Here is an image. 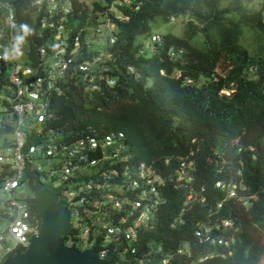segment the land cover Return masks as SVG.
Returning <instances> with one entry per match:
<instances>
[{
  "label": "trees",
  "instance_id": "trees-1",
  "mask_svg": "<svg viewBox=\"0 0 264 264\" xmlns=\"http://www.w3.org/2000/svg\"><path fill=\"white\" fill-rule=\"evenodd\" d=\"M112 1L104 0L102 5L93 0L89 11L82 1L69 0L71 9L63 20L68 27L95 33L100 23L95 10L107 8ZM250 2L131 0L116 4L110 12L117 25L111 33L115 37L110 41L111 34H106L103 48L109 56L94 63V83L86 89V81L74 72L49 102L50 124L66 137L121 130L132 156L153 162L164 177L161 191L166 201L161 204L160 229L165 231L186 192L185 187L174 185L172 177H177L182 160H191L193 184L203 187L204 200L189 206L184 229L189 231L201 215L202 220L210 215L212 220L227 218L232 224L218 228L227 245L198 242L175 264H260L263 256L254 232L264 233V5ZM45 7L36 12L29 0H15L17 29L27 26L24 45L33 61L36 46L49 47L53 34L49 28L40 29L36 21ZM118 11L122 18L116 16ZM171 15L180 19L179 32L156 30L161 40L146 41L154 32L152 23L157 19L172 22ZM101 52L92 44L77 60L92 59ZM237 169H241L239 175ZM216 180H237L244 188L238 196L253 193L256 197L246 206L232 196L219 207L217 202L226 191L215 185Z\"/></svg>",
  "mask_w": 264,
  "mask_h": 264
},
{
  "label": "built area",
  "instance_id": "built-area-1",
  "mask_svg": "<svg viewBox=\"0 0 264 264\" xmlns=\"http://www.w3.org/2000/svg\"><path fill=\"white\" fill-rule=\"evenodd\" d=\"M59 1L29 0L36 12L46 6L36 21L40 29L53 31L49 47L36 44L33 61L24 43L21 56L4 58L13 54L14 38L23 29H17L15 0H0V264L8 255L24 250L39 229L41 218L34 202L38 187L54 190L70 211V230L63 242L89 248L108 264H175L176 258L189 255L198 242L227 245L218 228L230 226V219L212 220L209 215L202 220L201 215L189 231L184 229L189 206L204 200L203 187L193 184L191 160H182L177 177H172L174 185L185 187L186 192L165 231L160 229L161 204L166 201L161 191L164 177L152 161L132 156L123 131L92 130L66 137L50 124L51 96L63 91L69 75L79 72L86 89L94 81L93 66L99 57L77 58L92 46L90 35L101 32V23L92 34L83 33L82 27H68L63 19L71 9L70 2ZM130 1L113 0L110 5L116 9V4ZM174 19L171 15L170 20ZM110 25L111 34L115 22ZM114 37L109 35V40ZM150 40H161L160 33L152 32ZM107 80L114 83L112 78ZM54 178L60 181L58 185L47 183ZM26 181L33 187L31 195L24 194ZM236 181H215L226 191L217 206L238 196ZM252 195H242L246 196V206L251 204ZM176 228L178 233L169 230Z\"/></svg>",
  "mask_w": 264,
  "mask_h": 264
},
{
  "label": "water",
  "instance_id": "water-1",
  "mask_svg": "<svg viewBox=\"0 0 264 264\" xmlns=\"http://www.w3.org/2000/svg\"><path fill=\"white\" fill-rule=\"evenodd\" d=\"M34 202L41 218L38 231L30 236L23 251L8 255L1 264H108L89 248L79 249L63 242L70 230V211L54 190L38 187Z\"/></svg>",
  "mask_w": 264,
  "mask_h": 264
},
{
  "label": "rangeland",
  "instance_id": "rangeland-1",
  "mask_svg": "<svg viewBox=\"0 0 264 264\" xmlns=\"http://www.w3.org/2000/svg\"><path fill=\"white\" fill-rule=\"evenodd\" d=\"M80 1H82V5H85L84 6V8L85 9H88L89 11L92 9V1L93 0H80ZM99 1H101L100 3L102 4V5H104V4H106L105 2H104V0H99ZM250 4L252 5V6H262V5H264V0H251V2H250ZM112 11H114V7L112 6V5H109L107 8H101V9H96L95 10V13L97 12V14H98V18L100 19V25H99V27L101 28V32L100 33H98V31H97V34L96 35H94V38H93V45H96L98 48H101L102 49V52H101V54L99 53V55H98V61L100 62V61H103L106 57H108L109 56V54L108 53H105V50H104V48H103V45H104V43H105V40H106V37H107V33H109V31H110V29H111V23L113 22V20H112V18H111V15H110V12L112 13ZM117 14H119V15H122V13H120L119 11L117 12ZM106 24L107 25H110V26H106ZM180 19H177V20H173L172 22H164V21H162V20H160V19H157V21H155V22H153L152 23V30H154V31H159V32H164L165 30H167V29H172V30H174V31H178L179 32V30H180ZM112 27H114L115 29H117L116 27H117V25L115 24V25H113ZM146 41H149L150 39L148 38V39H145ZM146 43V42H145ZM177 74H179V72L177 71L176 72ZM191 78H187V80L189 81ZM191 81V80H190ZM94 83V82H93ZM225 93H230V91H231V89H229V88H224V89H222ZM6 135L8 136V137H11L12 136V134L10 133V132H8V133H6ZM42 163L43 164H45L46 163V161L43 159L42 160ZM241 170V169H240ZM237 175H239V174H237ZM47 183H49V184H54V185H58L59 183H60V181L59 180H57V179H49L48 181H47ZM236 188H237V192H240L242 189H244L241 185H240V183L238 182V181H236ZM23 187H24V190H25V195H31L32 194V192H33V187H32V185H31V183L30 182H28V181H26L25 183H24V185H23ZM251 194H253V193H251ZM254 195V197H252V198H255L256 197V195L255 194H253ZM252 195V196H253ZM239 196H240V198L242 199V200H245V198H246V196H242V194H239ZM72 218H74L75 219V214H73L72 215ZM224 227H229V225H226V226H224ZM254 235L256 236V238L259 240V242H260V244H261V246H262V248H263V256H262V259H261V262H260V264H264V233H262L261 231H259L258 229H256L255 230V232H254Z\"/></svg>",
  "mask_w": 264,
  "mask_h": 264
},
{
  "label": "clouds",
  "instance_id": "clouds-1",
  "mask_svg": "<svg viewBox=\"0 0 264 264\" xmlns=\"http://www.w3.org/2000/svg\"><path fill=\"white\" fill-rule=\"evenodd\" d=\"M28 34H29V30H28L27 26L25 25V26H23V34H19V35L15 36V38H14L13 54L11 55V57L9 55L5 54V57H4L5 59L18 58L19 56H21L23 54L22 50H21V46L25 42V38L27 37Z\"/></svg>",
  "mask_w": 264,
  "mask_h": 264
}]
</instances>
